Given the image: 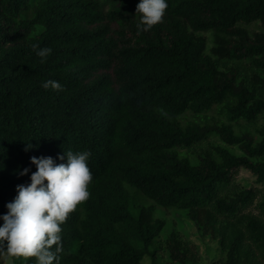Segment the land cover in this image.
<instances>
[{
	"label": "trees",
	"instance_id": "1",
	"mask_svg": "<svg viewBox=\"0 0 264 264\" xmlns=\"http://www.w3.org/2000/svg\"><path fill=\"white\" fill-rule=\"evenodd\" d=\"M138 3L0 0V215L16 186L36 171L30 157L61 163L57 157L67 151L86 149L91 195L61 225L59 264L153 258L149 248L166 224L154 216L155 206L184 210L199 224L202 213L203 226L219 235L225 252L214 264H258L264 221L229 219L255 199L264 214V128L255 142L222 121L178 118L217 107L228 122L264 120V98L256 92L264 85V0H167L163 20L148 31L137 28ZM251 23L262 30L242 26ZM43 47L52 52L41 63L36 51ZM239 65L248 68L242 78ZM49 79L63 89L44 88ZM209 136L221 144L195 155V145ZM25 167L29 173L19 175ZM241 168L260 187L219 195ZM129 188L153 204L134 206ZM217 217L224 220L218 229ZM165 245L173 262L194 264L185 261L189 241L176 231ZM10 258L13 264L35 260Z\"/></svg>",
	"mask_w": 264,
	"mask_h": 264
},
{
	"label": "clouds",
	"instance_id": "2",
	"mask_svg": "<svg viewBox=\"0 0 264 264\" xmlns=\"http://www.w3.org/2000/svg\"><path fill=\"white\" fill-rule=\"evenodd\" d=\"M167 0H139L138 30L148 31L163 20ZM36 48V46H33ZM51 47L37 48L36 54L45 62ZM44 88L62 90L63 85L53 79L43 82ZM33 146L29 143L26 150ZM89 150L67 151L57 159L51 156H32L30 163L36 171L30 182L16 186V196L5 204L6 213L0 215V249L9 257H34V264H59L63 251L62 227L68 214L86 201L91 192L93 173L89 167ZM66 157V159H65ZM30 169L19 172L23 176Z\"/></svg>",
	"mask_w": 264,
	"mask_h": 264
},
{
	"label": "rangeland",
	"instance_id": "3",
	"mask_svg": "<svg viewBox=\"0 0 264 264\" xmlns=\"http://www.w3.org/2000/svg\"><path fill=\"white\" fill-rule=\"evenodd\" d=\"M26 17H31V13L27 12L24 14ZM249 32H257L262 30L258 23H251L248 25H242ZM203 35V33H199ZM208 37V42L210 39V35ZM209 45V43H208ZM230 64V63H228ZM245 71H248V68L244 65H239L238 76L239 78L244 77ZM260 76L264 79V72H260ZM256 92L259 97L264 98V85L257 86ZM196 120L198 122H211V121H222L224 123L230 124L233 131L240 134H249V136L254 139L255 142L260 140V135L258 130L264 128V120L262 116H258L257 119L253 122H247L244 120H238L233 122H228L223 114L220 113L217 107H213L210 111L201 114V116L197 117L191 112H185L182 114L178 120L181 123H186L190 120ZM221 142L215 136H209L205 141H201L195 145L193 152L196 154H201L204 151H207L211 145H220ZM232 152L236 154H240L239 150L233 147H228ZM182 151V150H179ZM195 155L188 154L187 156L190 160L195 158ZM259 188L255 181V177L246 169H238L236 172L232 174L231 181L229 185H227L219 195L229 194L235 188ZM129 198L133 202L134 206L141 205H150L153 204L152 201L143 197L140 193L136 192L134 189L129 188ZM257 199H255L250 205L241 209V211L234 218H230L229 222L236 223L237 220L242 218L245 215H254L259 216L261 220L264 221V214L259 213V210L256 207ZM154 216L160 217L166 221L164 228L162 229L160 235L155 238L154 244L151 245L149 251H154V257L152 258L150 255H145L143 257V264H150L152 261H155L157 264H177L173 262L169 257V252L165 245V240L172 231H176L183 240H187L190 243V251L185 261L194 264H214L220 260L224 259L225 252L221 248L219 244V235H215V231L209 226H203L205 221L204 215L199 213L200 224L191 220L187 213L181 209L175 208H163L160 206H155ZM217 224H215V228L218 229L220 227V222H224L223 217H217ZM193 256V261L192 257ZM0 264H13L12 259L5 254H0ZM258 264H264V261H259Z\"/></svg>",
	"mask_w": 264,
	"mask_h": 264
}]
</instances>
